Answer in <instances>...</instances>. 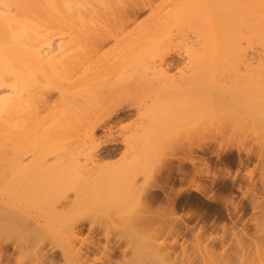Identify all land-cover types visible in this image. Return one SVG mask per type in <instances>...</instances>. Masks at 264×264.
Segmentation results:
<instances>
[{"label": "bare ground", "instance_id": "bare-ground-1", "mask_svg": "<svg viewBox=\"0 0 264 264\" xmlns=\"http://www.w3.org/2000/svg\"><path fill=\"white\" fill-rule=\"evenodd\" d=\"M152 1L153 0H0V230H2V231H0V235L4 236V240H5V237H8V234H13L12 232H15L14 233L15 236H17V237L14 236L15 237L14 238L15 241H16V239H18V240H22V242H24L25 239H27V238L31 239L30 241H32V242H30L29 239H27V240L29 241V244L32 243V245L31 244L30 245L33 248H29L28 247V245H29V244L27 245L28 242L27 243L26 242L20 243L21 241H16L19 244H24L26 247H23V245L19 246L18 243H15V241H14V243L12 242L13 244H16V245H13V247L14 246L17 247V248H15V250H18V246H19V252H21V255L23 253L22 251L25 250V251H27L28 254L26 252L23 253V254H25L28 257L30 256L29 258L26 257L25 255H24L25 257H22L23 258L22 261L24 260L23 264H27V262H28V264H53L54 260H52V258L49 257V256L45 257L47 254L46 255L44 254L45 253V252H43L44 248H42L43 250L41 249V247H43V244L45 243V242L42 243V240L44 239V237H42V236L45 235V237L47 238L50 235H52L51 231H53V228L51 229V228H46V227H43V226L41 227L40 226L39 229H36L34 224H33V226H29L28 225V221L29 220H27V219H29L28 215L27 216L25 215V212L27 211L26 210L27 206L25 207V206H23L21 204L26 205V204H28L27 203L28 201H33V204L36 203V201H38V200L40 202L41 198H43L44 196L42 195L41 197H39L40 195L39 196L36 195L37 193L35 195H33L34 190L36 191V190H39V189L41 190L42 189L43 192H44L43 193L44 195L47 192L46 194H49V197L53 196L51 194L56 190L55 189L57 187L56 185L58 183H60L59 180H61V181L63 180L64 181V177L66 176V173L68 172V170L71 173V170L70 169H66L65 165L66 166L69 165L70 167H67V168H72V171L74 170L75 174H74V172L71 173V174H72L73 177H76V176H74V175H76V171H77V173L80 172L79 168H81V166L83 164L82 163L81 166H80V162L78 161V158H79L80 154H83L85 157L86 156L88 157V155H90L91 152H95L99 148V145H100L101 142L102 143L110 142V143L114 144L115 141H116V139L114 137H112L111 134H109V136L107 138H103L102 140L100 139L99 136H96V131L99 129L101 124L105 123V121L116 120L117 118L118 119L126 118L129 115V113H128L129 109L132 108L133 106L136 107L137 106L136 103H140L141 98L139 99L138 97L133 96L132 92H131V95H132L131 97L128 95L130 90H132L133 93H134V91H135L134 89H136V87H137V86L133 87L132 83L130 85L131 88L127 87L129 85V83H128L129 81L127 82L128 84L124 83V84L120 85L121 87H123V86L126 87V88L123 87L125 89H121L123 92H121V91L119 92L118 91V93H116V91H117L116 89L118 87L116 89H114L115 87L114 88L111 87L112 85L114 86V84H115V81H113L114 80L113 78H115L116 75L121 76L120 73H121L122 69H125V71L129 70V71L125 72V74L123 76L124 78L126 76L130 75L132 69L140 70L142 72V74H141L140 71L137 70L138 73H140V75H144V77L143 76L142 77L139 76V77H141L140 79H142V78L146 79L147 78L149 80V81L147 80L146 84L145 83L142 84L146 80H144L143 82L140 80V82H141L140 85L141 84L143 85V86L141 85L142 89H145L144 87L148 83L155 84V83H153V81L159 80L158 77L156 76V78H155L154 75L159 74L161 77H162V75L167 77L165 75L166 72H167V71H165L166 70L165 68H167V66L169 65V62L167 61V57L170 54V49L172 48L170 46V44L172 45L171 42H173V43L175 42V41H172V39H173V37H175V40H178V41L175 42V45L177 44V42L180 44V42H182V41H183L182 44L187 43V42H185L187 40V38H186V40H182V38L184 39V37H185L184 32H186L187 30L190 31V30H194L195 29V31H192V32H193V34H194V32H195V34H197V35H195V36H197V41H195V42L198 43V46H197L196 49H194V47H193L194 50L191 49L192 46H194L193 42H192V45H191V43L189 44V46L186 45L188 47L189 51L185 50V51H187V57H185V58H188V59L191 58V60L194 58V60H198L197 62H192L190 64H196V63L202 64V63H204V60H212L211 62H213V60H214V61H218V63H220V62L222 63V61H224L223 63H226V61H228V60L232 61L233 59H235L236 61H240L239 58H241V59L243 58L242 60H244L245 59L244 58L245 55H247V51L246 52L244 51L246 54L243 53L242 48L244 46L242 48L240 47L241 46L240 44L243 43V41L241 40V42L239 44V41H240L239 38L243 39L244 37L249 35V38L246 37V39H245V41L247 43H249V44H252V43L254 44V42L257 43L258 42L257 40H260L261 38H262V40L264 39V0H160V1H158V3H157V0L153 1V3H152ZM154 2H156V4H154ZM141 3H142L143 6L145 4L146 5L149 4L148 6L150 7L149 8L150 10H148L150 12V14L148 15L149 17H148V21L147 22L145 21V23H143L144 21H142V22L138 21V23H140V24H136V26L134 24V28L131 27L132 29L130 28L131 25L129 26V28H130L129 29V28L125 27L126 26L125 24H123V26H122V22H121V24H119L120 21H121V19L119 17L123 16V14L118 15L119 13H121L122 11L123 12L124 11H129L131 9L133 10V8L135 9L136 6H137L136 4L140 5ZM124 4L125 5L128 4L129 8H128V6L126 7ZM132 5H134V7H132ZM119 19H120V21H116V20H119ZM106 20H108L109 23H107L108 21L105 23L104 21H106ZM110 22L113 23V24L117 22V24H119L121 26L118 25L117 27H115L117 29L114 30V28H111V26L114 27L116 25H111L110 26L109 25ZM107 24L109 25V28H111L110 30H109ZM104 26H107V29L109 31H111L110 32L111 34L109 33V31L108 32L106 31V33H109V34H106V33L103 34V31L101 32V30H98L100 28H104ZM186 26H190V27H194V28L189 29L190 27L188 28ZM173 27H174V30H175V28H176V30H178V28L180 30L182 29L181 32H178V31H180V30H178L177 33H180L179 35L183 36V37H181V38H180V36L178 37V34H177V39H176V35L172 37V32L173 31L171 30L172 31L171 32L170 28L172 29ZM183 28H184V32L182 33ZM185 28H188V29H185ZM112 29H113V31H112ZM127 29H129V30H127ZM95 30H98V33L100 31L101 33L100 34H98L96 32L93 33V31H95ZM66 31L68 33H66ZM75 31H78V33L79 32L80 33L79 34L78 33L75 34ZM170 32H171V34H170ZM175 32L173 34H176ZM244 32H246V33H244ZM62 33L63 34L65 33V35H64L65 37H63ZM66 34L68 35V38L66 37L67 36ZM101 34H103V35L101 36ZM242 34L243 35L247 34V35L246 36L244 35L243 38H241ZM88 35H90V37H88ZM252 35L254 36V38L256 37L255 35H257V37H259V39L255 38V40L256 39L257 40L253 41L254 39L251 38V37H253ZM91 36H94V37H91ZM109 36H112L114 38L113 39V40H115L114 41V46L112 47V49H108L105 52H103V53L101 52L100 53V51H101V49L99 48L101 46L100 42L101 43L104 42L103 40H105ZM55 38H57L58 41L55 40ZM89 38H91L92 40H90ZM250 38H251V40H250ZM179 39H181L182 41H180ZM189 39H190V37H189ZM247 39H249L250 42H248ZM194 40H196V37H195ZM246 42H245V44H246ZM263 42H264V40L262 42L260 41V44H264ZM258 44H259V42H258ZM254 45L256 46L257 44H254ZM186 46H185V48H187ZM247 47H249V46H247ZM98 49H100V50H98ZM182 49H183V47H182ZM260 49H262V48H260ZM262 51H264V50H262ZM258 55L259 54H257V56ZM253 56H255V55H253ZM249 57L250 56L248 55V58ZM230 61H228V65H230L229 64ZM247 62H249V61H247ZM259 62L261 63L260 60H259ZM232 63H233V61H232ZM242 63H243V61H242ZM68 64H70V65H68ZM215 64H216V62H215ZM237 64H239V63H237ZM251 64L253 65V62ZM261 64H259V66ZM228 65H227V67H228ZM163 66H165V68H163ZM189 66L191 67V65H189ZM218 66H220V65H218ZM95 67H96V69L94 70ZM214 67H216V69H218L217 68V64ZM249 67L250 66H248V69H249ZM256 67H258V66L256 65ZM263 67L264 66H262L261 68H263ZM258 68H260V67H258ZM69 69H71V70L69 71ZM73 69L76 72H78V73L73 71ZM186 69H187V67H186ZM193 69H195V66H194ZM221 69H222V67H221ZM66 70L68 72H70V74L73 73L72 76L74 75V77H72L73 79H70V77H68V79H70V82L68 80H66V81H68L70 83V86L72 87V89L73 88L74 89L70 91L71 87L68 84V86H66V87L69 89V91H70L69 92L68 89L66 87H64L68 82L66 83V81L65 82L62 81V83L63 82L66 83L63 86V84H61V81H60V84L63 87H61L62 89H60V90L58 89V92L60 91L59 94L62 95V96L60 95V99L62 98L61 100L64 102V104H63L62 101L61 102H62V104L64 106L62 105L63 107L61 108L62 112L60 113V116H59V113L57 112L58 114L55 117H57V116L58 117L55 119L54 116H53L54 119L52 118L53 119V123L55 122V120L56 121H57V119L59 120L57 122V124H55L54 127L57 126L59 128L58 123L59 124L62 123V125L60 124V128L59 129L57 127H56V129H54L49 124V125H47V127L48 128L51 127L52 129L50 128L51 130L49 129L50 131L47 130V132L43 131L44 129L42 130L41 124L37 123L38 121H40L39 119H42L41 118L42 116L40 114L39 115L41 117L38 116L39 119L37 117V115H38V113H37L38 112V106H39V103L41 101L45 100V95H46V92H43V90H42L43 86H42L41 82L44 80V76H46L47 74L50 75V76L54 75L53 77L56 76L55 78H57L58 80L61 79V78H63V80H65L67 78V76H70L69 73H68L69 75L67 74ZM223 70L225 71V69H223ZM250 70H251V67H250ZM93 72H95V74H93ZM128 72H129V74H127ZM114 73H115V76H113ZM149 73L151 74V76L153 75V77H154V78L152 77V81L150 80L151 77L149 76L150 75ZM59 74L61 75V77H60ZM77 74H79V75H77ZM102 74H104V75H102ZM145 74L148 75L149 77H147ZM48 75L46 76L47 78H48ZM105 75H107V76L109 75L110 79L108 80V77H106ZM58 76H59V78H58ZM98 76H101V79H102V77H104L105 79L107 78L106 80L109 81V82L107 81L108 84L111 83V80L113 79L112 81L114 82V84H111V86L109 84V86H108V84L106 83V80L103 78L105 83L107 84V87L108 88L109 87L112 88L111 89L112 91L109 89L110 92L112 94L114 93L113 95H115V93H116L115 96L112 95L113 99H116V100L112 101L113 100L112 99L110 102L106 103L103 107H102V104L99 105L100 104L99 103V99H98L99 93H98V90H97L98 88H96V86H99V85H96V82L98 84V82L102 81V80H99L98 78L97 79L95 78V77H98ZM123 77H118L119 79H117V78L116 79L118 80V82H120V81H122V79H124ZM203 77H204V78H202L203 81L206 80L205 79V75ZM247 77H248V75H247ZM47 78L45 79L46 83H47ZM222 78L224 79V77H222ZM48 79L50 81L52 80L50 78H48ZM172 79H173V77H172ZM193 79L196 80L195 76H194ZM198 79H199V77H198ZM198 79H197V81H198ZM177 80H178V78H177ZM124 81L126 82L127 80H124ZM166 81H168V80L166 79ZM242 81H240V82H242ZM174 82L176 83V81H174ZM243 82H245V81H243ZM48 83H49V81H48ZM194 83H196V81ZM236 83H237V81H236ZM60 84H59V86H57L58 88L60 87ZM200 84L201 83H199V85ZM202 84L199 87V89L196 88L197 91L194 88V90L196 92V95H195L194 98L197 99V100H195L192 97L195 94V93H193V95H192V92H194V90L192 88L195 87V86H193L191 88V85H189L190 87L189 86L188 87L191 88V90L189 88H186L187 90L185 89L184 91H185V94H186V91H188V89H189L188 92H190L191 95H189L190 93H187L186 94L187 97L186 96L185 97L187 98V101L191 100V102L190 101L187 102L186 98L183 96L184 97L183 100H185L186 102L181 101L180 103H178L179 101H177V103L175 102V104L171 102L174 105L171 104L170 106H168V104H167V106L169 108H167V106L164 105V104H166V102L162 103V101H158V102L155 103L154 109H155L156 106H158V104L160 102L159 105L162 106V104H163V106H165V107H163V106L162 107L159 106V107L163 108V109L166 108L168 110H163V109L161 110L158 107L161 112H158L159 110H157V109H156L157 112H155L154 109L152 111V108H153L152 107L150 112L155 114L154 116L153 115L151 116V118L154 117V118L151 119L153 121V124L151 125L152 122L151 123L149 122V124H150L149 126L147 125V126L143 127V130H142V128H140L142 130V134L141 135L143 136V139H144L143 140L144 144H142V145H144L142 149H145L144 151H142V152H144L143 156L146 155V153H145L146 148L145 147L148 146L147 149H149V147L152 145L151 143H153V140H155L157 138V136H155V134L156 135L160 134V135H158L157 139H159L160 136H166L164 133H166L165 131L168 128L169 129L171 128V133L167 131V133H170V135L168 134V139H169V136L171 137V134H172V137H171V142L169 144L171 147H169V145H168L167 148L168 147L171 148L172 149V153H173V151L175 153L177 150H179L181 148H187V149H190V151H191V148L195 147V146L199 147V148H201V146L204 147L203 146L204 144H202L204 140H205V142L207 140H210V141L211 140H215V137H214V139L212 138L215 135L211 136V134H213V132H209L210 130H213L214 133H215V129H216V127L212 126V125H215L214 123L212 124V122H216V121L212 120V119H216L217 120V119L220 118L218 120V122H216V123H218V124H216V126L218 125L217 129L219 128V124H220V129L222 127H224L222 129H228L230 127H231L230 129L235 128L237 123L238 122L240 123L239 120L241 119V115L243 116L241 120L244 119V121L243 122L241 121V123H246V122H249V121H252V123L254 122L253 121L254 115L251 112L252 110L250 111L248 108H244L243 109V111H245L246 115H243L245 113L242 114V112H241L240 113L241 115H239V117H238V119L239 118L240 119L237 122V120H236L237 117L236 118L234 117L238 113L237 109H234V110L231 109L230 107L232 105L231 106L229 105L230 101H228V100L226 101V99H228V98H226L222 94V92L227 94V92L224 91V90L228 91V89L226 87L224 88V90L222 89L223 91L221 92V94L223 95V99H220L222 96L220 97V95H219L220 98L214 99L215 102L217 100V104L219 103V105L217 107H216V105H214V106L216 108H218L220 106V109H218V110L221 111V114L223 113L222 110L224 109V107H225V111L231 110V111H233L234 114L232 113L233 114L232 115L231 111H230V113L228 114L229 116H228L227 113L229 111L226 112V113L224 111V113H223L224 116H223V114L219 115L220 112H218V115H217V113L214 110L215 109L214 107H213L214 109L212 108L213 111H212V109H210V106L212 107L213 104H215L214 101L212 103V100H213L212 98L214 97V96H212V94H213L214 90H212L213 92L211 91V88L209 90H202L203 86L205 88V85L203 84V86H202ZM219 84H220V82H219ZM228 84H229V82H228ZM238 84H239V82H238ZM46 85L48 87V84H46ZM50 85H52V84H50ZM53 85H54V83H53ZM140 85H138L139 88L141 87ZM149 85L147 87H149ZM152 86L150 88H148V89H152L153 88ZM170 86H173V85L170 84ZM242 86H243V84H242ZM242 86H241V88H242ZM261 86H263V85H261ZM132 87H133V89H132ZM174 87L176 88V86H174ZM177 87H178V85H177ZM238 87H240V86H238ZM113 89L116 90V91L113 92L114 91ZM65 90H67L69 93L65 92ZM118 90H119V88H118ZM152 90H150V91H152ZM176 90H177V88H176ZM230 90H231V88H230ZM249 90L252 91L251 89H249ZM49 91H48V93H49ZM93 91L98 96H95L93 98V96L95 95L94 94L91 97L90 94H93ZM199 91H203V92H199ZM220 91H221V89H220ZM234 91H235V89H234ZM143 92H145V91H143ZM121 93H123V95ZM148 93H146V94H148ZM199 93H201V94L198 95ZM261 93H262V91H261ZM118 94L119 95L121 94V96H118L119 98L116 97ZM135 94L137 96H139L136 92L134 93V95ZM219 94H220V92H219ZM228 94H229V92H228ZM159 95H161V94H159ZM213 95H215V94H213ZM230 95H232V93L229 94L228 96H230ZM88 96L91 99L88 98ZM128 96L131 98V100H133L132 99L133 97H134V99L136 98L135 102L133 103L134 100L132 102H131L130 99H129L130 101L127 100ZM155 96H157V95H155ZM189 96L192 97L194 100L192 101V99L188 98ZM196 96L198 98L200 96L201 97H200V99H198ZM206 96H208V97H206ZM215 96H217V95H215ZM233 97H234V95H233ZM95 98L98 99L97 100L98 103H97L96 100H94L95 101V103H94L93 99H95ZM99 98H100V96H99ZM137 98L139 99V101H137ZM148 98H150V97H148ZM259 98H261V97H259ZM180 99H182V98H180ZM249 99H250V97H249ZM125 100H127V101H125ZM199 100H201V104H200ZM233 100L231 101V104L233 103ZM262 100H260V101H262ZM194 101L196 102V104L195 103L193 104ZM142 102H144V101H142ZM90 103L93 106L89 105L90 107L89 106L87 107L86 104H90ZM185 103H189V104H187L189 106H186L183 109V107L186 105ZM197 103H199V104H197ZM207 103H209L211 105H209ZM235 103H236V101H235ZM248 103H249V101H248ZM251 103H253V102H251ZM182 104H184V105H182ZM191 104H193V105H191ZM205 104H206V106L209 105L208 106L209 108L207 107L208 109L207 108L205 109ZM60 105H61V103L59 104V106ZM67 105H69V109H68ZM197 105H199V106H197ZM223 105H226V106H223ZM83 106H84V109H83ZM178 106L179 107L181 106L182 109L179 108ZM241 106H244V105L241 104ZM64 107L67 109V112H66V109ZM96 107H98L99 109L96 108ZM226 107H229V109H226ZM255 107L258 108L257 105ZM172 108L173 109L176 108V110L173 111ZM257 108H255V109H257ZM260 108H261V106H260ZM56 109H58V108H56ZM170 109H171V113L167 112V111H170ZM179 109L182 110V111L185 110V111L182 112L183 114L181 113V111ZM99 110L101 112H99ZM145 110H147V109H145ZM218 110L216 109V111H218ZM64 111L68 115L65 113V115L62 116L61 114H64ZM95 111H96V115L98 116L97 117L98 121L96 120L97 122H95L93 120L94 124H93V122H91V124H93V125H89L88 130H86V131L83 130V132L81 131V133L77 132V133H79L81 135L83 133V135L80 137V135L78 134L79 137L78 136L77 137L79 138V141H77L78 139L73 140V141L71 139V141L74 142V143L79 142L78 144L76 143L77 145L75 147L72 146L73 144H70V141H68V139H70V136H69L70 134H69L68 127L69 128L71 126L73 127L74 124L75 125L76 124L80 125L81 121L85 125L86 123L84 121V118H87L88 122H89V118H90V121H91L92 119H91L90 116ZM210 111L212 113H210ZM52 112L53 111H51V113ZM98 112L100 113L99 115L97 114ZM165 112H167L166 113V115H168L167 117L165 115ZM81 113H83V115L86 113L88 116L85 115L84 117L83 116L81 117V115H82ZM169 113L171 114V116H170ZM69 114H70V116H69ZM78 114H81V115H78ZM212 114H214V118L212 116V119H211V115ZM215 114H216V116H215ZM225 114L227 115L226 117H225ZM75 115H77V116H75ZM96 115L95 114L92 115V116H94L93 117L94 119H97ZM72 116L73 117L75 116L76 118L75 117L74 118L76 120ZM99 116H101V118ZM218 116H221V117H218ZM263 116H261V118ZM71 117L73 118L72 119L73 121H71V119H70ZM78 117H80V118L78 119ZM149 117H150V115H149ZM224 117H225V119H224ZM61 118H63V119L61 120ZM222 118L224 120H222ZM250 118H252V120ZM261 118L259 117V119H261ZM210 120L212 122H210ZM245 120H247V121L245 122ZM61 121H64V122H61ZM74 121H75V123H74ZM221 121H224V123L225 122H227V123L224 124ZM234 121L237 122V123H233ZM69 122L71 123V125H66L68 127H66V126L64 127L63 124H67ZM72 122H73V125H72ZM145 122H147V120ZM219 122H221V123H219ZM228 122L231 123L229 125H233L234 124V126H230L229 127ZM256 122H259V121L256 120ZM241 123L238 124L236 127H238L239 125L241 126ZM263 123L264 122H262V125H264ZM221 124H223V125H221ZM255 124H257V123H255ZM52 125H54V124H52ZM102 125H105V124H102ZM144 125H146V124H144ZM61 126H63L64 128L61 127ZM81 126H83V125H81ZM210 126H212L214 128L212 129V127H210ZM227 126H228V128H227ZM38 127H40V128H38ZM174 127H177V130H175L176 128H174ZM48 128H46V129H48ZM108 128L110 130V127H108ZM209 128H211V129H209ZM33 129L34 130L37 129V132L40 131V134H42V136H40L39 132L38 133H33L32 132V131H34ZM235 129L237 130V128H235ZM260 129H261V127H260ZM72 130H73V128H72ZM141 130H138V131H141ZM262 130H263V127H262ZM62 131H65V132H63V134L65 133L64 138L67 137V135L69 136V138H67V139L66 138L65 139L61 138V136L63 137V135L61 133ZM218 131H219V129H218ZM246 131H248V130H246ZM250 131H251V129H250ZM253 131H254V129H253ZM67 132H68V134H67ZM216 132H217V130H216ZM228 132H229V130H228ZM241 132H240V134H241ZM43 133H44V135H46V139L49 138L48 136H50V140H49L50 142H46V144H47L46 147L43 146V145H45V144H43L44 143L43 141H45L44 140L45 138L43 140L40 139L41 137H44ZM48 133L50 135H48ZM72 133L73 132H71V135H73ZM137 133H139V132H137ZM153 133H154V135L151 136V134H153ZM34 134H37V135H34ZM245 134H246V132H245ZM136 135H138V134H136ZM255 135H257V134H255ZM153 136H155V137H153ZM208 136H210L211 138L207 139ZM58 137H59V139H58ZM133 137H132V139H133ZM140 137H139V139H140ZM80 138H82V140H80ZM55 140L56 141L58 140L57 141L58 142L57 143L58 146H57ZM61 141L63 143L62 144L63 146L65 144H67V146L63 147L61 145V143H60ZM66 141H68V142L64 144V142H66ZM135 141L136 140H134V142ZM163 141H165V140H163ZM169 141L170 140H168L167 142H169ZM219 141H221V140H219ZM129 143L131 144L133 142L131 141ZM164 143H166V141ZM223 143H224V141L222 142V144ZM157 144H158V141H157ZM48 145H49L50 148L48 147ZM68 145H70L71 147L68 146ZM130 146H132V145H130ZM153 146H152V148H154ZM160 146L162 147V144ZM230 147H231V145H230ZM238 147H239V145H238ZM127 148L128 147H126V149ZM136 148H138V147H136ZM44 149L45 150L48 149V151H50V153L51 152L53 154L55 153L54 155L51 154L53 156V160H51V161L49 160L51 163L49 161H48V163H46L47 162L46 160L45 161L41 160L42 159L41 157L44 158L46 156V155L43 156L44 152H46V151H43ZM131 149H133L132 152H134V153H132V154H134V155L130 159L133 160V158L136 155V153L139 154V152L141 153V151L138 152V150H137V152L135 153L136 149H134V148H131ZM41 150L43 152H41ZM158 150H160V149H158ZM30 151H31V153H30ZM27 152L30 153L31 155H29ZM150 152H152V150H150ZM32 153H33V155H32ZM107 153L108 154H112V153H114V150H112V149L108 150ZM26 154L31 156V157H34V160H36V161H34V160L32 161L31 159H33V158H30V159L28 158L29 159L28 163H25L28 160L27 158H26L27 159L26 161L24 160V157H27V156H25ZM40 154H41V156L39 157ZM46 154H49V153L46 152ZM120 154L123 155L122 153H120ZM150 154H152V153H150ZM159 154H158V156H159ZM176 154H178V152ZM95 155H97V154H95ZM147 155L145 156L146 159L149 158V157H147ZM155 155H154V158L156 157ZM141 156H142V154H141ZM141 156L137 157V158H141ZM35 157H36V159H35ZM172 157H174V156H172ZM88 158H90V157H88ZM122 158L124 159V157H122ZM142 158L144 159V157H142ZM179 158H181V157H179ZM179 158H177V159H179ZM48 159H50V158H48ZM87 159L85 158V160H87ZM119 159H120V157H119ZM23 160H24V162H23ZM54 161L55 162H59V165H62V168H63L62 171L63 172L66 171V170H67V172L66 173L65 172L64 173L61 172V168L59 169V167H61V166H59L58 163L56 164ZM124 161H122L120 159L118 161V163L116 162L117 164H113L112 165L111 162H110L111 166H110V164L109 165L107 164L108 165L107 167L105 165H103L101 167L99 166V168H101V170H102V173L100 172V174H98L99 176H97V177H96V175L93 177L90 174L92 172V168H93L92 166L88 170H87V168H83L84 170L85 169L86 170L83 171L84 173L80 172V176L82 178H79V182H81L83 184V187H82L83 190H80V191H83V192L85 191L84 194L82 192L80 193L79 191L76 192L77 194L75 193V189L76 188H74V186L76 187L77 182L71 181V180H76L77 177L75 179H73V177L68 172L70 176H68V177L66 176L65 177V179L66 178L67 179H66V181H64V183H62L63 187H65V186L67 187V185H71V189L74 188L73 189V191H74L73 193H75V195H77L78 197L74 196V197L77 198V200H75L74 197H73V199H71L69 201L67 200V203L63 202V203H65L64 207H67L68 210H71L72 208H73L72 210L77 209L78 206H79V208H82V206L85 203L88 204V200H86L87 198L85 199L86 201L84 200V197L85 196L87 197L86 193H91V194L95 195L97 197V200H99V198H102V200H106V199H103L104 196H106V198L108 197V199L111 200V197H110L111 193L113 194V196H116V195L113 192L114 189L112 191L108 187V186H111L112 183L109 184L107 182V180L104 179L103 175H105L106 172H103V171L104 170L107 171V175H108V177L110 179L118 177V179L120 180L119 177L120 176L122 177V175L124 176V174H126L125 173L126 171H124V169H126L128 166H130L129 164H133V162L131 163L129 161V163H128L127 161H125V162ZM137 161H140V160L137 159ZM177 161H180V160H177ZM32 162H33V164H32ZM41 162L43 164L42 166H41ZM141 162H143V161H140V163ZM152 162L153 161H151L150 163H152ZM159 162H161V160ZM239 162H240V160H239ZM143 163L146 164L145 161ZM49 164H50V166H49ZM147 165H145V166H147ZM54 166H55V168L59 166L58 169L56 168V170H58V171L55 170ZM133 166H134V164H133ZM96 167H98V166H96ZM157 168H159V166ZM83 169L81 168V170H83ZM94 169L97 170V168H93V172H94ZM143 169H144V166H143ZM146 169H148V168H145V171H146ZM98 170H100V169H98ZM89 171H91V172L89 173ZM128 171H129V169H128ZM135 171H136V169H135ZM59 172L63 173V175H64L63 178H62V174H61V177H60V175H59L60 173ZM141 172H142V170H141ZM89 175L92 176L91 177L92 181L91 180L89 181V179H88L90 177ZM107 175H105V176L107 177ZM128 175H129V173H128ZM132 176L134 177V175H132ZM69 177H71V178H69ZM129 177L127 176L125 178L129 179ZM111 181L113 182V180H111ZM115 182H117L116 179H115ZM114 185H116V184H114ZM72 186H73V188H72ZM123 186H125V185H123ZM131 186H132V183H131L130 187ZM60 187H62V186H60ZM130 187L128 186L127 189L128 188L130 189ZM252 187H254V186H252ZM69 188L70 187H68V189ZM77 188H78V186H77ZM117 188H118V186H117ZM58 190H60V188ZM58 190H56L55 192H57ZM77 190L78 189H76V191ZM50 191H51V193H50ZM62 192L64 193V191H62ZM66 192H68V191H66ZM131 192H133V190ZM78 193L81 194L82 198L79 197L80 194L78 195ZM97 194H99V195L97 196ZM100 194H102L103 197H102V195L100 197ZM55 195L53 196L54 199L53 198H51V199L49 198L50 202H53L52 204H49V202H47L46 207H44L45 206L44 203H46V202H43L42 205L40 204L41 208H43V207L46 208L45 209V211H46L45 214H49L48 213L49 209L52 212L54 211L53 215L55 214V212L57 213L61 209L63 210L64 207L61 208L60 210L57 209L58 208L56 206L57 202L55 201L56 203H54V200L57 199V201H59V202H60V200L58 199V196H56L57 198H55ZM36 197H37L38 200H36ZM46 197L48 198V195L47 196L45 195V199L47 200ZM123 197L124 196H122L121 199H123ZM61 198H62V196H61ZM63 198H64V196H63ZM133 198H135V197H133ZM52 199H53V201H51ZM65 199H67V198L65 197ZM78 199H80V200L78 201ZM43 200H44V198H43ZM81 200H84V202H85L83 205H82V203H80ZM252 200L254 201V199H252ZM100 201H101V199H100ZM114 201H116V200H114ZM77 202H79L80 205H82V206H80L79 203H77ZM48 204L50 206L51 205L54 206L53 204H55L56 207L55 206L54 207L56 209H54V207H52V206H51V208H49L50 206H48ZM77 204H78V206H77ZM127 204H125L124 209L126 208ZM251 204H253V203H251ZM37 206H39V205L37 204ZM76 206H77V208H75ZM35 207H36V205H35ZM102 207H103V205H102ZM112 207L114 208L113 205H112ZM82 209H84V208H82ZM98 209H99V207H98ZM62 210H61V212H62ZM113 211H114V209H113ZM31 212H33V211H31ZM111 212H112V210H111ZM78 215H80V214H78ZM106 215H108V214H106ZM110 217H111V215H110ZM116 218H117V216H116ZM79 220H81V219H78L77 221L73 222L72 225H70V227L72 229L70 227H69V229L66 228L67 230L72 231L71 234L69 233L70 236H66L67 239L69 237H72L73 239L77 240V237L74 238V236L76 235L74 233H76L77 232L76 230L80 229V227L83 226V223H81V221L79 222ZM82 220H83V218H82ZM66 221H68V220H65V222ZM62 222H63V219L61 221V224H62ZM134 222H136V221H134ZM125 223H121L120 222V224H119L117 222V224L122 226V227L117 226V227H119L118 233H119V236L121 238L120 239L121 241L118 240L119 244L116 245V249L119 250L118 252H120V258H118V259H115L113 257L111 252L115 248H113V246H110L108 244L109 241L101 243L98 240L97 241L96 240H92V241H90L88 246L84 247L83 243H82L83 246L82 245H78V244H81V243H79V242H81V240L79 238L78 239L80 241L77 240V241H79L78 243H76V242L74 243V240L71 239V238L69 240H67L65 236L63 237V238H65L64 239L65 241H63L61 239L62 237H60V238L57 237L58 235H56L57 238L52 239V240H53V243H57V242L59 243L58 244V251H60V253L63 255L64 259L67 261V263L69 262V264H84L83 263L84 260H83V262L79 261V260H82L81 258L85 257V259H86V258H88L90 256V254H92L94 256L98 252H99V254L101 256L98 257L99 254H97V257L96 256H94V258L91 257V262H89L88 264H97V262L98 263L100 262V263H103V264H231V262H232V258H231L230 255L225 256V258H222V260H220V261H216L217 257L215 259L214 256H215L217 251L214 253V251H212L211 249H207V247L206 248L204 247L205 249L203 248L204 252H201V250H199V249H198V251H196V252H198V255L196 256L197 258L195 259L194 263L192 261L193 259L190 260L191 257H190V259L177 258V256L170 255L169 251L164 252L165 248H163L161 246V244H159V243H157L155 241H153V242L151 241V244H149L150 240L149 241L146 240L145 242L142 243L141 241H143L145 239L142 238L143 240L142 239L140 240L139 234L136 235V233H137L136 231H137L138 228L135 227V229H134L135 231H134L133 230L134 227L131 225V222L129 223V225L125 224ZM117 224H115V225H117ZM135 225H137V224H135ZM110 226H111V224H110ZM67 227H68V225H67ZM185 227H186V225H185ZM4 230L6 231V233L7 232H9V233L6 235ZM9 230L11 231V233H10ZM55 230H54V232L58 233V231H55ZM3 232L5 233L6 236L4 235ZM131 232H133V234H131ZM130 234H131L132 237L130 236ZM47 235H49V236H47ZM54 235L55 234L52 235L53 238H54ZM197 236H198V233H197ZM135 237L138 240L135 239ZM199 237H201V236H199ZM32 238H33V240H32ZM49 238H51V236ZM196 238H198V237H196ZM8 239H10V238H8ZM60 239L62 241L59 242ZM198 239H200V238H198ZM1 241H3V240H1ZM8 241H10V240H8ZM46 241H49V244L53 245L51 240H46ZM139 242L142 245H140ZM115 244H117V243H115ZM198 244H199V240H198ZM143 245H144V247H145V245H146V247L150 246V248H145V250H147V251H145V250H143L144 249ZM21 246L24 249L21 248ZM53 246H52V248H53ZM26 248H28V249H26ZM50 248H51V246H50ZM139 249H140V251H139ZM28 250H29V252H28ZM18 254H20V253H18ZM82 254H84V256H82ZM187 254L188 253H186V255ZM41 256H42V258H41ZM27 258H28V260H27ZM13 259H15V258H13ZM18 261L20 262V264L22 263V261H20V260H18ZM87 261H85V262H87ZM15 262H16V260H15ZM19 262H17V263H19ZM5 263L6 262H4L3 260H0V264H5ZM13 263H14V261H13ZM54 263L56 264V262H54Z\"/></svg>", "mask_w": 264, "mask_h": 264}, {"label": "rangeland", "instance_id": "rangeland-1", "mask_svg": "<svg viewBox=\"0 0 264 264\" xmlns=\"http://www.w3.org/2000/svg\"><path fill=\"white\" fill-rule=\"evenodd\" d=\"M153 1H156V0H153ZM153 1H152V3H153ZM158 1H160V0H157V3H158ZM131 3V2H130ZM126 4V3H125ZM124 4V5H125ZM154 4H156V2H154ZM137 5V6H136ZM135 6H136V8L134 9L133 8V10L131 9V10H129V11H122L121 13H119L118 15H120V14H123V16H121V17H119L120 19H121V21H120V19L119 20H116V21H120V23L119 24H121V22H122V26H123V24H125L124 26L126 27V28H129V26H130V28L131 27H133L134 28V24H135V26H136V24H140V23H138V21L140 22H142V21H144L143 23H145V21L147 22L148 21V15L150 14V12L148 11V10H150L149 8V4L148 5H142V3L140 4V5H138V4H136ZM142 5V6H141ZM126 7L128 6V4L127 5H125ZM132 7H134V5H132ZM142 7V8H141ZM128 8H129V6H128ZM127 13V14H126ZM129 14V15H128ZM117 15V14H116ZM133 15V16H132ZM147 15V16H146ZM118 18V17H117ZM127 19V20H126ZM108 20H106V21H104L105 23L107 22ZM125 21V22H124ZM129 21V22H128ZM135 21V22H134ZM131 22V23H130ZM107 23H109V21L107 22ZM119 24H117V22L116 23H111L110 22V26L111 25H116V26H111V28H114V30L115 29H117V28H115V27H117ZM133 24V25H132ZM108 25V24H107ZM109 25H108V28H109ZM119 26H121V25H119ZM186 27H190V26H186ZM111 28H109V30L111 29ZM119 28V27H118ZM124 28V27H123ZM129 28V29H130ZM188 28H185V29H188ZM192 28H194V27H190L189 29H192ZM98 29V28H97ZM129 29H127V30H129ZM132 29V28H131ZM98 30H101V32L103 31V34L104 33H106V31L108 32L109 30L107 29V26H104V28H100V29H98ZM98 30H95V31H93V33L94 32H96V33H98ZM126 30V29H125ZM173 32H172V31ZM178 30H180L179 28H178ZM178 30H176V28H175V30H174V27L171 29L170 28V31L172 32V37L173 36H175L176 35V39H177V34H178V37L180 36L179 34L180 33H177V31ZM182 30V29H181ZM181 30L180 31H178V32H181ZM105 31V32H104ZM112 31H113V29H112ZM176 31V32H175ZM192 31H195V29L194 30H190V31H186V32H184V28H183V31H182V33L184 32V35H185V37H184V39L182 38V40H186V38H187V40L185 41V42H187V43H184V44H182L183 43V41L181 40V39H179L180 41H182V42H180V44L177 42V44L175 45V42L176 41H178V40H175V37H173V39H172V41H175L174 43L173 42H171L172 43V45L170 44V46L172 47L171 49H170V54L168 55V57H167V61L169 62V65L167 66V68H165V66H163V68H165L166 70L165 71H167L166 72V76L167 77H165V76H163L162 75V77L159 75V74H157V75H154L155 76V78H156V76L158 77V79L159 80H155V81H153V83H155V84H150V83H148L144 88L145 89H142V84H146L147 83V78L146 79H140L142 76L144 77V75H140V73H138V71H140V70H138V69H136V70H134V69H132L131 70V73H130V75L129 76H126L125 78L123 77L124 76V74H125V72L126 71H129V70H126L125 71V69H122L121 70V76H118V75H116V77L115 78H113L112 80L113 81H115V84H114V82L111 80V83H109L110 84V86H111V84H114V86L112 85L111 87H115L114 89H116L117 87L119 88V90H118V88L116 89V90H114L113 92H115L116 91V93H118V91L120 92H123L121 89H125L126 87L125 86H123V87H125V88H123V87H121L120 85L121 84H124V83H127L128 81V83H129V85L127 86V87H130L131 88V83L133 84L132 86L133 87H136V89H134L135 91H134V93L136 92L139 96H137L136 94L134 95V93H133V91L132 90H130L129 91V93H128V95L131 97L132 95L133 96H135V97H138L139 99L141 98V101H140V103H136L137 104V108L135 107V106H133L132 108H130L129 109V115L126 117V118H123V119H116V120H109V121H105V123H102V124H105V125H102L101 123V126L99 127V129L96 131V136H99L100 137V139L102 140L103 138H107L108 136H109V134H111L112 135V137H114L115 139H116V141H115V143L113 144V143H110V142H104V143H100V145H99V148L95 151V152H91L90 153V155H88V157H90V158H88L87 156L85 157L83 154H80L79 155V158H78V161L80 162V166H81V164H82V166H81V168L83 169V168H87V170L88 169H90V167L92 166L93 168H97V170L96 169H94V172H93V168H92V172L91 171H89V173L94 177L95 175H96V177L97 176H99L98 174H100V172L102 173V170H101V168H99V166L101 167V166H103V165H105L106 167L110 164V162H111V164L113 165V164H117L118 163V161L121 159L122 161H124L126 158V160L125 161H127L128 163H129V161L131 160L130 158H132V156L134 155V154H132V153H134V152H132L133 151V149H131V148H134V149H136V151H135V153L137 152V150H138V152L139 151H141V153L139 152V154H137L136 153V155L134 156V158H133V160H131L130 162L132 163L133 162V164H134V166H133V164H129L130 166H128L126 169H124V171H126L125 173L126 174H124V176L122 175V177L120 176L119 178H120V180L118 179V177H116V178H112V179H110L109 177H108V175H107V171H103V172H106L105 173V175H107V177L105 176V175H103L104 176V179H106L107 180V182L109 183V184H111V186H108L112 191H113V189H114V193H115V195L116 196H113V194L111 193V195H110V197H111V200L110 199H108V197L106 198V196H104L103 197V195L102 194H100V197H101V195H102V197H103V199H106V200H102V198H99V200H97V197L95 196V195H93V194H91V193H86V195H87V197L85 196H83L84 197V200L86 199V200H88V204H86L85 202H84V200H81V202L80 203H82V205H80V203L79 202H77V203H79V205L80 206H82V208H84V209H82V208H79V206H78V204H77V206H78V208H77V206L75 207V208H77V209H74V210H68L67 209V207H64L65 206V203H63V202H66L67 203V200L69 201V200H71V199H73V197L74 196H76V197H78L77 195H75V193L76 192H82L83 194L85 193V191L83 192V191H80V190H83V184L81 183V182H79V178H82L81 176H80V172L81 173H84L83 171H85L84 169L83 170H81V168H79L80 169V172H78L77 173V171H76V175H74V176H76V177H73L72 176V174L71 173H73L74 172V170L72 171V168H67V167H70L69 165L68 166H66L65 165V167H66V169H70L71 170V173L69 172V170H68V172L70 173V175L73 177V179H75L76 178V180H71V181H75V182H77V184H76V187L74 186V188H76V189H78L77 191H76V189H75V193H73L74 191H73V186H72V188L73 189H71V185H67L66 183V185H67V187L65 188V187H63V184L62 183H64V181H66V179H65V177L67 176H70L69 175V173L67 172V170L66 171H64L65 173H66V176L64 177V175H63V168H62V165H59V162H55L56 164L58 163V165L59 166H61V167H59V169L61 168V172H63V173H58L59 175H60V177H61V174H62V178L64 177V181L62 180H59L60 181V183H58L56 186V190H58L59 188H60V190H58L57 192H53L51 195H55V198H57L56 196H58V199L60 200V202L59 201H57V199L56 200H54V203H56V206L58 207L57 209H61V208H63V210H62V212H61V210L60 211H58L57 213L55 212V214L53 215V212L52 211H50V209H49V214H45L46 213V211H45V209L46 208H44V207H46V204H47V202H49V204H52L53 202H50V199L51 198H53V196H51V197H49V194H46L45 193V195L47 196L48 195V198H47V200L45 199V195L43 194L44 192H43V190L41 189H39V190H34V193H33V195H35L36 193V195H40L39 197H41L42 195L44 196L43 198H44V200H43V198H41V200H40V202H39V200L37 199V197H36V200H38V201H36V203H34L33 204V201H28L27 203L28 204H26V205H24V204H21V205H23V206H27L26 207V210L28 211H26L25 212V215L27 216L28 215V218L29 219H27V220H29L28 221V225L29 226H33V224H34V226H35V228L36 229H39L40 228V226L42 227H46V228H53V231H51L52 233V235L53 234H55L54 235V238H53V236L52 235H50L51 236V238H49L50 236L49 235H47V236H49V237H45V235H43L42 237H44V241L42 240V243L43 242H45L44 244H43V247H41V249L42 248H44V250H43V252H45L44 254L46 255L45 257H47V256H49V257H51L52 258V260H54L53 261V264H55L54 262H56V264H69V262L67 263V261L64 259V257H63V255L60 253V251H58V242L57 243H53V240L52 239H55V238H57V237H62L61 239L63 240V241H65L64 239L65 238H63L64 236L66 237V236H70V234L72 233V231H70V230H67L66 228H68L69 229V227H70V225H72L73 224V222H75V221H77L78 219H81V220H79V222L81 221V223H83V226H81L80 227V229H78V230H76L75 232L76 233H74V234H76L75 236H74V238L75 237H77V240H81V242H79V241H77V240H75V239H73L72 237H69L68 239H67V237H66V239L67 240H69L70 238L71 239H73L74 240V243L76 242V243H81V244H78V245H82V243H83V245H84V247H86V246H88V244L90 243V241H92V240H98V241H100L101 243H104V242H106V241H109L108 242V244L110 245V246H113V248H115V249H113V251L111 252L112 253V255H113V257L115 258V259H118V258H120V252H118L119 250H117L116 249V245H118L119 244V241H121L120 239V236H119V233H118V230H119V227H117V226H120L119 224H120V222L121 223H125V224H128L129 225V223L131 222V225L134 227L133 228V230L135 229V227L136 228H138L137 229V233H136V235H138L139 234V236H140V240L143 238V239H145V240H143V241H141L142 243L143 242H145L146 240H150L149 242V244H151V241L153 242V241H155V242H157V243H159V244H161V246L163 247V248H165L164 249V252H167V251H169V253H170V255H172V256H177V258H183V259H190V257H191V259L190 260H192L193 261V263H194V261H195V259L197 258L196 256L198 255V252H196V251H198V249L199 250H201V252H204V249L207 247V249H211L212 251H214V253L216 252V254H215V259H216V257H217V260L216 261H220V260H222V258H225V256H227V255H230L231 256V258H232V262H231V264H264V125H262V122H264V67L263 68H261L262 66H264V51H262V50H264V44H260V41L262 42L263 40H262V38L260 39V40H257V39H259V37H257V35H255L256 37L255 38H257L256 40L259 42V44H258V42L257 43H255L254 42V44H257L256 46L252 43V44H249V43H247L246 41H245V39H246V37L247 38H249V35H247V34H244L246 37H244L243 38V34H242V37L241 38H243V39H240L239 38V44H240V42H241V40L243 41V43H241L240 45V47L242 48L243 46V48H242V50H243V53H245L246 51H247V55H245V59L244 60H242L241 58H239L240 59V61L242 60L243 61V63H242V61L240 62V61H236L235 59H233L232 61H233V63H232V61H230V60H228V61H230V65H228V61H226V63H223L224 61H222V63L220 62V63H218V61H214L213 60V62H211L212 60H204V63H202V64H198V63H196V64H190V63H192V62H197L198 60H194V58L191 60V58L190 59H188V58H185V57H187V51H189L188 50V47L187 46H189V44L191 43V45H192V42H193V45L194 46H192V50H194V49H196L197 48V46H198V43L197 42H195V41H197V36H195V35H197V34H195V32H194V34H193V32ZM100 31H99V33L98 34H100L101 33ZM111 31H109V33H110ZM171 32H170V34H171ZM176 33V34H173V33ZM189 32V33H188ZM66 33H68L67 31H66ZM76 33H78V31H75V34ZM80 33V32H79ZM78 33V34H79ZM109 33H106V34H109ZM244 33H246V32H244ZM63 34V33H62ZM91 34V33H90ZM103 34H101V36L103 35ZM111 34V33H110ZM188 34V35H187ZM192 34V35H191ZM65 35V33L63 34V37H65L64 36ZM67 35V34H66ZM182 35V34H181ZM171 36V35H170ZM253 36V35H252ZM67 38H68V35L66 36ZM88 37H90V35H88ZM91 37H94V36H91ZM110 37V38H109ZM108 38H106L105 40H103L104 42H100V44H101V46L99 47L100 49H101V51H100V53L102 52H105L106 50H108V49H112V47L114 46V41L115 40H113L114 38L112 37V36H109ZM181 37H183V36H180V38ZM189 37H190V39H189ZM195 37H196V40H194L195 39ZM252 39H254L253 41H256L255 40V38H254V36L253 37H251ZM251 38H250V40H251ZM90 40H92L91 38H89ZM88 39V40H89ZM193 39V40H192ZM55 40H57V38H55ZM248 40V42H250V40L249 39H247ZM58 41V40H57ZM56 41V42H57ZM189 42V43H188ZM245 42H246V44H245ZM195 43V44H194ZM264 43V42H263ZM248 44V45H247ZM180 45V46H179ZM183 45V46H182ZM187 45V46H186ZM196 45V46H195ZM246 45V46H245ZM262 45V46H261ZM185 46L187 47V48H185ZM247 46H249V47H247ZM253 48H252V47ZM255 46V47H254ZM111 47V48H110ZM182 47H183V49H182ZM193 47H194V49H193ZM239 47V48H240ZM246 47V48H245ZM260 48H262V49H260ZM84 49V48H83ZM100 49H98V50H100ZM105 49V50H104ZM185 50H187V51H185ZM252 52H251V51ZM260 50V51H259ZM245 51V52H244ZM250 51V52H249ZM259 51V52H258ZM191 52V51H190ZM254 52V53H253ZM184 53V54H183ZM257 54H259L258 56H257ZM263 54V55H262ZM248 55L250 56L249 58H248ZM253 55H255V56H253ZM189 56V55H188ZM252 56V57H251ZM259 57V58H258ZM186 59V60H185ZM248 59V60H247ZM256 59V60H255ZM235 60V61H234ZM259 60L261 61V63L259 62ZM191 61V62H190ZM247 61H249V62H247ZM251 61V62H250ZM258 61V62H257ZM263 61V62H262ZM215 62H216V64H217V68L218 69H216V67H214L216 64H215ZM246 62V63H245ZM253 62V65L251 64ZM255 62V63H254ZM232 63V64H231ZM236 63V64H235ZM237 63H239V64H237ZM241 63V64H240ZM249 65H248V64ZM259 64H261L260 66H259ZM68 65H70V64H68ZM189 65H191V67L189 66ZM218 65H222L221 67H222V69H221V67L220 66H218ZM225 65V66H224ZM227 65H228V67H227ZM234 65V66H233ZM250 66L251 67V70H250V67H249V69H248V66ZM253 67H252V66ZM255 65V66H254ZM256 65L258 66V67H260V68H258V67H256ZM194 66H195V69H193L194 68ZM213 66V67H212ZM230 66V67H229ZM246 66V67H245ZM186 67H187V69H186ZM232 67V68H231ZM235 67V68H234ZM255 67V68H254ZM189 68V69H188ZM191 68V69H190ZM213 68V69H212ZM75 69V68H74ZM73 69V71H75ZM96 69V67L94 68V70ZM215 69V70H214ZM223 69H225V71L223 70ZM236 69V70H235ZM258 69V70H257ZM60 70V69H59ZM71 69H69V71H70ZM107 70V69H106ZM138 70V71H137ZM229 70V71H228ZM231 70V71H230ZM248 70V71H247ZM250 70V71H249ZM48 71V70H47ZM191 71V72H190ZM194 71V72H193ZM198 71V72H197ZM49 72V71H48ZM61 72V71H60ZM66 72H67V74L69 73L70 74V72H68L67 70H66ZM72 72V71H71ZM76 72V71H75ZM133 72V73H132ZM141 72V71H140ZM216 72V73H215ZM50 73V72H49ZM62 73V72H61ZM76 73H78V72H76ZM144 73V72H143ZM193 73V74H192ZM214 73V74H213ZM47 74V73H46ZM68 74V75H69ZM72 74L73 73H71L70 74V76H67V78L65 79V80H63V78H61V79H57V78H55V77H53L54 75H52V76H50V75H48V78H50V79H52L51 81L46 77V76H44V82L42 81L41 83H42V90H43V92H46V95H45V100L44 101H41L40 103H39V106H38V115H37V117L39 116V117H41L42 119H39V117H38V119L40 120V121H38L37 119V123H39V124H41V126H42V130L43 131H46L47 132V130H49L51 127H47V125H51L54 129H56V127H54L55 126V124H57V122L59 121L58 119H57V121L55 120V122L53 123V119L55 118H57V117H55L58 113H59V116H60V113L62 112L61 110V108L64 106L63 104H64V102L60 99V95L61 94H59V92H58V89L60 90V89H62L61 87H63L68 81L70 82V79H73L72 77H74V75L72 76ZM75 74V73H74ZM93 74H95V72H93ZM106 74V73H105ZM108 74V73H107ZM127 74H129V72L127 73ZM132 74V75H131ZM141 74H142V72H141ZM150 74V73H149ZM192 74V75H191ZM197 74V75H196ZM60 75V74H59ZM77 75H79V74H77ZM76 75V76H77ZM92 75V74H91ZM90 75V76H91ZM102 75H104V74H102ZM101 75V76H102ZM110 75V74H109ZM109 75L107 76V75H105L106 77H108V80L110 79L109 78ZM146 75V74H145ZM191 75V76H190ZM205 75V79L206 80H204L203 81V79L202 78H204L203 76ZM213 75V76H212ZM247 75H248V77H247ZM66 76V75H65ZM101 76H98V77H95L96 79L98 78L99 80H102V81H100V82H98V84H97V82H96V85H99V86H96V88H98L97 90H98V93H99V96H100V98H99V96L97 95V94H95L94 93V91H93V94H90V96L92 97V95H94L93 96V98L95 97V96H98V99H99V105H101L102 104V107L106 104V103H108V102H110L112 99H113V97H112V95L114 94H112L111 92H110V90L112 89L111 87H107V84H108V80H106L104 77H102V79H101ZM113 76H115V73H114V75ZM131 76V77H130ZM139 76H141V77H139ZM147 77H151L150 78V80L152 81V77H153V75L151 76V74L148 76V75H146ZM171 76V77H170ZM194 76H195V79L196 80H194L193 78H194ZM52 77V78H51ZM60 77H61V75H60ZM63 77V76H62ZM68 77H70V79H68ZM100 77V78H99ZM118 77H123L124 79H122V81H120V82H118V80L117 79H119ZM161 77V78H160ZM172 77H173V79H172ZM198 77H199V79H198ZM221 77V78H220ZM222 77H224V79L222 78ZM228 77V78H227ZM234 77V78H233ZM47 78V83H46V81H45V79ZM58 78H59V76H58ZM106 80V83H105V81H104V79ZM117 78V79H116ZM127 78V79H126ZM154 78V77H153ZM177 78H178V80H177ZM201 78V79H200ZM218 78V79H217ZM54 79V80H53ZM57 79V80H56ZM95 79V80H96ZM165 79V80H164ZM166 79L168 80V81H166ZM187 79V80H186ZM193 79V80H192ZM197 79H198V81H197ZM239 79V80H238ZM245 79V80H244ZM66 80H68V81H66ZM124 80H127L126 82L124 81ZM140 80L143 82L144 80H146V81H144L141 85H140ZM222 80V81H221ZM230 80V81H229ZM245 81V82H243V81ZM250 80V81H249ZM48 81H49V83H48ZM60 81H61V84H63V86L60 84ZM62 81H66V83H62ZM73 81V80H72ZM71 81V82H72ZM97 81V80H96ZM108 81V82H107ZM149 81V80H148ZM150 81V82H151ZM159 83H158V82ZM164 81V82H163ZM174 81H176V83L174 82ZM196 81V83H194ZM200 81V82H199ZM226 83H225V82ZM235 81V82H234ZM236 81H237V83H236ZM240 81H242V82H240ZM249 81V82H248ZM254 81V82H253ZM51 82V83H50ZM67 83L64 87H66V86H68V84H69V86H70V83ZM113 82V83H112ZM123 82V83H122ZM137 82V83H136ZM179 82V83H178ZM189 82V83H188ZM193 82V83H192ZM204 82V83H203ZM219 82H220V84H219ZM222 82V83H221ZM228 82H229V84H228ZM238 82H239V84H238ZM258 84H257V83ZM260 82V83H259ZM262 82V83H261ZM45 83V84H44ZM53 83H54V85H53ZM57 85H56V84ZM73 83V82H72ZM71 83V84H72ZM127 83V84H128ZM167 83V84H166ZM181 83V84H180ZM199 83H203L204 85H205V88H204V86H203V84H202V90H209L210 88H211V91L212 90H214V92H213V94H215V95H217V96H215V95H213L212 94V96H214L212 99V103H213V101L215 102V100L214 99H217V98H220L221 96V98L220 99H223V95L226 97V98H228V99H226V101L228 100V101H230L228 104L231 106L230 108L231 109H237V111H238V113H237V115L236 116H234L235 118L237 117V122H238V120L240 119H238V117H239V115H241L240 113L242 112V114L243 113H245V111H243V109L244 108H248L251 112H252V114L254 115V118H253V123H252V121H249V122H246L247 120H245V122L246 123H241V121L243 122L244 121V119L243 120H241L242 119V115H241V119L239 120L240 121V123H241V126L239 125L238 127H236L238 124H240L239 122L237 123V122H233V123H237V125L235 126V128H237V130L235 129V128H232V129H230L231 127L230 126H234V124L233 125H229V124H231V123H229L228 122V125H229V127L230 128H228V126H227V128L228 129H222V128H224V127H222L221 129H220V124H219V131H218V129H217V126H216V124H218V123H216V122H218V120L220 119H212V116H213V118H214V114H212L211 115V119L212 120H215L216 122H212L211 120H210V122H212V124L214 123L215 125H212V126H214V127H216V129H215V133H214V131L213 130H208L209 132H213V134H211V136L212 135H215V136H213L212 138L214 139V137H215V140H207L206 142H205V140L203 141V143L202 144H204L203 146L204 147H202L201 146V148H199V147H192L191 148V151H190V149H187V148H181V149H179V150H177L175 153H174V151H173V153H172V149L171 148H169V147H171L169 144H170V142H171V137H172V134H171V137L169 136V139H168V134L170 135V133H171V128L169 129H166V133H167V131L168 132H170V133H164L166 136H160V138L159 139H157L158 138V135H160V134H158V135H156L155 134V136H157V138L155 139V140H153V143H151L149 146V149H147L148 148V146H146L145 148H146V151H145V153H146V155H147V157H149V158H147L150 162L151 161H153L152 163H150L147 159H146V155L145 156H143L144 154V152H142V151H144L145 149H142L143 148V146L144 145H142V144H144L143 143V136L141 135L142 134V130H143V127H145V126H149L150 124H149V122L151 123V125L153 124V121L151 120L152 118H154V117H152L151 118V116L153 115H155V114H153V113H151L150 111H151V108H152V111H153V109H154V106H155V103L156 102H158V101H162V103H165L166 102V104H164V105H166L167 106V104H168V106H170L172 103H174L175 104V102L177 103V101H179L178 103H180L181 101H184V102H186L187 101V93H190V92H188L189 91V89L191 90V88L193 87V86H195V87H193L192 89L194 90V88L196 89H199V87L201 86V84L199 85ZM206 83V84H205ZM232 83V84H231ZM246 83V84H245ZM46 84H48V87H47V85ZM50 84H52V85H50ZM59 84H60V87L58 88L57 86H59ZM109 84H108V86H109ZM136 84V85H135ZM153 87L152 89H148V88H150L151 86ZM165 86H164V85ZM170 84L171 85H173V86H170ZM184 84V85H183ZM242 84H243V86H242ZM135 85V86H134ZM138 85H140L141 87L139 88V86ZM149 85V87H147ZM177 85H178V87H177ZM189 85H191V88H189L190 86ZM218 85V86H217ZM230 85V86H229ZM254 85V86H253ZM261 85H263V86H261ZM45 86V87H44ZM54 86V87H53ZM73 86V85H72ZM155 86V87H154ZM174 86H176V88H177V90H176V88L174 87ZM189 86V87H188ZM221 86V87H220ZM228 86V87H227ZM232 86V87H231ZM238 86H240V87H238ZM241 86H242V88H241ZM47 87V88H46ZM52 87V88H51ZM71 87V86H70ZM133 87H132V89H133ZM173 87V88H172ZM223 87V88H222ZM227 88L228 89V91L227 90H224V88ZM231 88V90H230V88ZM246 87V88H245ZM262 87V88H261ZM45 88V89H44ZM49 88V89H48ZM67 88V87H66ZM186 88H189L188 89V91H186V94H185V89ZM221 89V91H220V89ZM238 88V89H237ZM240 88V89H239ZM251 89L252 91H250L249 89ZM253 88V89H252ZM65 89V88H64ZM68 89V88H67ZM74 89V88H73ZM72 89V87L70 88V91L71 90H73ZM110 89V90H109ZM148 89V90H147ZM158 89V90H157ZM166 91H165V90ZM197 89H196V91H197ZM225 91V92H227V94L226 93H224V92H222L223 90ZM234 89H235V91H234ZM50 90V91H49ZM145 91V92H143V91ZM150 90H152V91H150ZM162 90V91H161ZM187 90V89H186ZM230 90V91H229ZM238 90V91H237ZM48 91H49V93H48ZM68 91H69V89H68ZM67 90H65V92H68ZM69 91V92H70ZM112 91V90H111ZM140 93H138V92ZM147 91V92H146ZM157 91V92H156ZM165 91V92H164ZM172 91V92H171ZM176 91V92H175ZM235 93H234V92ZM237 91V92H236ZM250 93H249V92ZM261 91H262V93H261ZM68 92V93H69ZM131 92H132V95H131ZM143 92V93H142ZM149 92V93H148ZM192 92V91H191ZM199 92H203V91H199ZM219 92H220V94H219ZM221 92H222V94H221ZM228 92H229V94H231L232 93V95H230V96H228L229 94H228ZM231 92V93H230ZM240 92V93H239ZM48 93V94H47ZM58 93V94H57ZM116 93H115V95H116ZM146 93H148V94H146ZM151 93V94H150ZM158 93V94H157ZM193 93H195L194 94V96H192L193 98L195 97V95H196V92H195V90H194V92H192V95H193ZM198 93V92H197ZM257 93V94H256ZM122 95H123V93H121ZM121 94L119 95H117L116 97H118V96H121ZM125 94V93H124ZM159 94H161V95H159ZM171 94V95H170ZM178 94V95H177ZM201 93H199L198 95H200ZM226 94V95H225ZM241 94V95H240ZM246 94V95H245ZM115 95H113V96H115ZM149 95V96H148ZM155 95H157V96H155ZM182 95V96H181ZM189 95H191V93L189 94ZM219 95H220V97H219ZM233 95H234V97H233ZM62 96V95H61ZM128 96V98H127V100H131V98ZM155 96V97H154ZM186 98V101L185 100H183L184 99V97ZM237 96V97H236ZM253 98H252V97ZM258 96V97H257ZM148 97H150V98H148ZM158 97V98H157ZM160 97V98H159ZM192 97H188V98H190V99H192V101L195 99H193ZM197 97V96H196ZM201 97V96H200ZM200 97L198 98V99H200ZM206 97H208V96H206ZM249 97H250V99H249ZM259 97H261V98H259ZM88 98H90L89 96H88ZM97 98V97H96ZM93 99V101L94 100H98V99ZM119 98V97H118ZM117 98V99H118ZM137 98V101H139V99ZM148 98V99H147ZM153 98V99H152ZM163 98V99H162ZM180 98H182V99H180ZM235 98V99H234ZM252 98V99H251ZM91 99V98H90ZM133 100H131V102L133 101V103L135 102V99H134V97L132 98ZM146 99V100H145ZM234 99V100H233ZM240 99V100H239ZM263 99V100H262ZM60 100V101H59ZM114 100H116V99H113L112 101H114ZM127 100H125V101H127ZM129 100V101H130ZM189 100V99H188ZM195 100H197V99H195ZM225 100V99H224ZM233 100V103L235 104H231V101ZM260 100H262V101H260ZM63 102V104H62V102ZM89 101V100H88ZM87 101V102H88ZM101 101V102H100ZM142 101H144V102H142ZM154 101V102H153ZM190 102H191V100H189ZM189 101H187V102H189ZM235 101H236V103H235ZM248 101H249V103H248ZM258 101V102H257ZM43 102V103H42ZM91 102V101H90ZM172 102V103H171ZM199 102H200V104H201V100H199ZM251 102H253V103H251ZM256 102V103H255ZM61 103V105L59 106V104ZM94 103H95V101H94ZM97 103H98V101H97ZM143 103V104H142ZM196 104V102L194 101L193 102V104ZM58 104V105H57ZM67 104V103H66ZM65 104V105H66ZM93 104V103H92ZM148 104V105H147ZM158 104V103H157ZM156 104V105H157ZM159 104H160V102H159ZM158 104V106H156L155 107V112H157L156 111V109L157 110H159L158 112H161L160 111V109L162 110L163 108H160L159 106H161V105H159ZM174 104H172V105H174ZM186 105L183 107V109L186 107V106H189V105H187V104H189V103H185ZM193 104H191V105H193ZM197 104H199V103H197ZM207 104H209V103H207ZM241 104L242 105H244V106H241ZM63 105V106H62ZM87 105V107L90 105V106H93V105H91V103L90 104H86ZM85 105V106H86ZM180 105V104H179ZM182 105H184V104H182ZM209 105H211V104H209ZM208 105V106H209ZM214 105H216V107L219 105V103L217 104V100H216V102H215V104H213V106L211 107L210 106V109H212L213 107L215 108H213L214 110H215V112L217 113V115H218V112H220L219 113V115L221 114V111L220 110H218V109H220V106L218 107V108H216ZM221 105V104H220ZM234 105V106H233ZM247 105V106H246ZM258 106V108L257 107H255V106ZM263 105V106H262ZM42 106V107H41ZM68 106V109H69V105H67ZM89 106V107H90ZM148 108H147V107ZM162 106H163V104H162ZM161 106V107H162ZM167 106V108H169ZM197 106H199V105H197ZM208 106H206V104H205V109L208 107ZM223 106H226V105H223ZM254 106V107H253ZM260 106H261V108H260ZM55 107V108H54ZM66 107V106H65ZM64 107V108H65ZM160 109H159V108ZM163 107H165V106H163ZM173 107V106H172ZM179 107V106H178ZM194 107V106H193ZM222 107V106H221ZM41 108V109H40ZM56 108H58V109H56ZM93 108V107H92ZM96 108H98V107H96ZM177 108V107H176ZM176 108H172V110L173 111H175L176 110ZM179 108H181V106L179 107ZM188 108V107H187ZM191 108V107H190ZM209 108V107H208ZM207 108V109H208ZM255 108H257V109H255ZM55 109V110H54ZM66 109V108H65ZM83 109H84V106H83ZM86 109V108H85ZM90 109V108H89ZM99 109V108H98ZM101 109V108H100ZM145 109H147V110H145ZM178 109V108H177ZM182 109V108H181ZM213 109H212V111H213ZM216 109L218 110V111H216ZM226 109H229V107H226ZM240 109V110H239ZM242 109V110H241ZM64 110V109H63ZM91 110V109H90ZM89 110V111H90ZM147 112H145V111ZM163 110H168V109H166V108H164ZM180 110V109H179ZM178 110V111H179ZM222 110V109H221ZM51 111H53L52 113H51ZM56 111V112H55ZM60 111V112H59ZM70 111V110H69ZM68 111V112H69ZM85 111V110H84ZM88 111V112H89ZM92 111V110H91ZM98 111V110H97ZM181 111V113L183 112V111H185V110H180ZM223 111V113H224V111H225V107H224V109L222 110ZM229 111V112H228ZM228 111H225V113L226 112H228L227 113V115L230 113V111L231 110H228ZM240 111V112H239ZM254 111V112H253ZM58 112V113H57ZM66 112H67V109H66ZM65 111H64V114H61L62 116L63 115H65V113H66ZM83 112V111H82ZM86 112V111H85ZM99 112H101L100 110H99ZM97 113L98 115L100 114V113ZM149 112V113H148ZM163 112V111H162ZM167 112H170L171 113V109H170V111H167ZM167 112H165V115H166V113ZM209 112V111H208ZM260 112V113H259ZM70 113V112H69ZM169 113V114H170ZM210 113H212L211 111H210ZM222 113V114H223ZM233 113V111H231V114ZM236 113V112H235ZM41 116H40V115ZM67 114V113H66ZM77 114V113H76ZM82 114V115H81ZM81 114H78V115H81V117L83 116H85V115H87L86 113L83 115V113H81ZM91 114V113H90ZM93 114H95L96 115V111L94 112V113H92V115ZM142 114V115H141ZM146 114V115H145ZM183 114V113H182ZM221 114V115H222ZM234 114V113H233ZM232 114V115H233ZM68 115V114H67ZM90 116L91 117V121H90V118H89V122H88V120H87V118H84V121H85V125L83 124V122L81 121L80 122V125L79 124H74L73 125V122H72V125H73V127L71 126L70 128L68 127V126H66V125H71V121H73L72 119L75 117V116H77V115H75L73 118L71 117L70 119H71V121L69 122V123H67V124H63L64 125V127L66 126V127H68V129H69V136H70V139H68V141H70V144H73L72 146H76L79 142H76V143H74V142H72L73 140H76V139H78L77 141H79V136H78V134L79 133H81V131L83 132V130H88V128H89V125H93L94 124V121L95 122H97L98 121V116L96 115V118L97 119H94L93 117L94 116ZM149 115H150V117H149ZM226 114H225V117L227 116ZM243 115H246V113L245 114H243ZM53 116H54V118H53ZM61 116V117H62ZM69 116H70V114H69ZM88 116V115H87ZM146 116V117H145ZM149 118H148V117ZM168 115H166V117H167ZM170 116H171V114H170ZM215 116H216V114H215ZM223 116H224V114H223ZM229 116V115H228ZM250 116V115H249ZM252 116V115H251ZM261 116H263L262 118H261ZM100 118H101V116H99ZM165 117V116H164ZM218 117H221V116H218ZM225 117H224V119H225ZM259 117L262 119H259ZM53 118V119H52ZM64 118V117H63ZM63 118H61V120L63 119ZM76 118V117H75ZM74 118V119H75ZM80 117H78V119H79ZM249 118V117H248ZM247 118V119H248ZM257 118V119H256ZM82 119V118H81ZM149 119V120H148ZM223 118H222V120H224ZM227 119V118H226ZM246 119V118H245ZM251 120H252V118H250ZM76 120V119H75ZM87 120V121H86ZM94 120V121H93ZM97 120V121H96ZM147 120V122H145ZM151 120V121H150ZM256 120L257 121H259V122H256ZM43 123H42V122ZM50 121V122H49ZM226 121V120H225ZM261 121V122H260ZM41 122V123H40ZM61 122H64V121H61ZM79 122V121H78ZM91 122H93V124H91ZM221 122H223L224 123V121H221ZM221 122H219V123H221ZM54 124V125H52V124ZM74 123H75V121H74ZM77 123V122H76ZM225 123H227V122H225ZM224 123V124H225ZM251 123V124H250ZM255 123H257V124H255ZM61 125H62V123H60ZM60 124L58 123V125H59V128H60ZM142 124V125H141ZM144 124H146V125H144ZM261 124V125H260ZM264 124V123H263ZM46 125V126H45ZM81 125H83V126H81ZM221 125H223V124H221ZM248 125V126H247ZM251 125V126H250ZM253 125V126H252ZM255 125V126H254ZM259 125V126H258ZM39 126V125H38ZM40 126V127H41ZM141 126V127H140ZM212 126H210V127H212ZM40 127H38V128H40ZM61 127H63V126H61ZM63 127V128H64ZM108 127H110V130H109V128ZM139 127V128H138ZM214 127H212V129L214 128ZM250 127V128H249ZM255 127V128H254ZM260 127H261V129H260ZM262 127H263V130H262ZM46 128H48V129H46ZM58 128V127H57ZM58 128V129H59ZM72 128H73V130H72ZM77 128V129H76ZM81 128V129H80ZM83 128V129H82ZM140 128H142V130L140 129ZM150 128V127H149ZM174 128H176L175 130H177V127H174ZM241 128V129H240ZM245 128V129H244ZM247 128V129H246ZM258 128V129H257ZM52 129V128H51ZM50 129V130H51ZM57 129V130H58ZM67 129V130H68ZM76 131H75V130ZM173 129V128H172ZM209 129H211V128H209ZM243 129V130H242ZM250 129H251V131H250ZM253 129H254V131H253ZM34 130V129H33ZM39 130V129H38ZM49 130V131H50ZM64 130V129H63ZM138 130H141V131H138ZM174 130V129H173ZM216 130H217V132H216ZM228 130H229V132H228ZM246 130H248V131H246ZM262 130V131H261ZM54 131V130H53ZM139 132V133H137V132ZM224 131V132H223ZM227 131V132H226ZM243 133H242V132ZM33 133H38L39 132V134H40V131H38L37 132V129H35L34 131H32ZM45 132V133H46ZM63 132H65V131H62L61 133H62V135H63V137L61 136V138H63V139H67V138H69V136L67 135V137H65L64 138V135H65V133L63 134ZM71 132H73L72 134L74 135H71ZM75 132V133H74ZM77 132H79V133H77ZM240 132H241V134H240ZM245 132H246V134H245ZM251 132V133H250ZM255 132V133H254ZM259 132V133H258ZM254 133V134H253ZM67 134H68V132H67ZM77 134V135H76ZM85 134V133H84ZM136 134H138V135H136ZM218 134V135H217ZM240 134V135H239ZM255 134H257V135H255ZM263 136H262V135ZM34 135H37V134H34ZM43 135H44V133H43ZM48 135H50L49 133H48ZM47 135V136H48ZM80 135V137L83 135V133H82V135L81 134H79ZM134 137H133V136ZM152 135H154V133L153 134H151V136ZM208 135V134H207ZM221 135V136H220ZM40 136H42V134H40ZM78 136V137H77ZM136 136V137H135ZM138 136V137H137ZM142 138H141V137ZM155 136H153V137H155ZM227 136V137H226ZM238 136V137H237ZM49 138H47L46 139V135H44V137H41L40 139H44L45 141H43L44 143L43 144H45V145H43L44 147H46V142H50L49 140H50V136H48ZM57 137V136H56ZM72 137V138H71ZM132 137H133V139L134 140H136L135 142H134V140L132 139ZM139 137H140V139L142 140H140L139 139ZM152 137V138H153ZM166 137V138H165ZM217 137V138H216ZM224 137V138H223ZM231 137V138H230ZM60 138V139H61ZM131 138V139H130ZM151 138V139H152ZM209 138H211L210 136H208V138L207 139H209ZM57 139V138H56ZM58 139H59V137H58ZM71 139H72V141H71ZM150 139V140H151ZM225 139V140H224ZM261 139V140H260ZM62 140V139H61ZM80 140H82V138H80ZM158 141V144H157V141ZM163 140H165L166 141V143H164L165 141H163ZM168 140H170L169 142H167ZM219 140H221L222 142L224 141V143L222 144V142L221 141H219ZM58 141V140H57ZM56 140H55V142H56V144L58 143ZM68 141H66V142H64V144L65 143H67ZM133 142V143H129V142ZM140 141V142H139ZM209 141V142H208ZM226 141V142H225ZM221 142V143H220ZM233 144H232V143ZM61 143V145L63 144L62 143V141L60 142ZM125 143V144H124ZM128 143V144H127ZM206 143V144H205ZM218 143V144H217ZM69 144V143H68ZM75 144V145H74ZM127 144V145H126ZM141 146H140V145ZM156 144V145H155ZM162 144V147L160 146ZM236 144V145H235ZM129 145V146H128ZM130 145H134L133 147L132 146H130ZM154 145V146H153ZM159 145V146H158ZM169 145V147L167 148V146ZM206 145V146H205ZM226 145V146H225ZM230 145H231V147H230ZM238 145H239V147H238ZM57 146H58V144H57ZM63 146V145H62ZM65 147L67 146V144H65L64 145ZM63 146V147H64ZM68 146H70V145H68ZM110 146V147H109ZM114 146V147H113ZM152 146L154 147V148H152ZM156 146V147H155ZM48 147H49V145H48ZM47 147V148H48ZM71 147V146H70ZM126 147H128L127 149H126ZM136 147H140L139 149L138 148H136ZM229 147V148H228ZM50 148V147H49ZM60 148V147H59ZM101 148V149H100ZM167 148V149H166ZM204 148V149H203ZM231 148V149H230ZM114 150V153H112V154H108L107 153V151L108 150ZM127 151H125V150ZM157 149V150H156ZM158 149H160V150H158ZM150 150H152V152H150ZM155 150V151H154ZM166 150V151H165ZM171 150V151H170ZM223 150V151H222ZM239 150V151H238ZM248 150V151H247ZM43 151H46L47 153H49V154H46V152H44V154H43V156H45L44 158L43 157H41L40 159L42 160V161H47L46 163H48V161L50 160H53V156L52 155H54L52 152L50 153V151H48V149H44ZM42 150H41V152H43ZM160 151V152H159ZM29 152V151H28ZM27 152V153H28ZM40 152V153H41ZM131 152V153H130ZM148 152V153H147ZM155 152V153H154ZM178 152V154H176ZM188 152V153H187ZM30 153H31V151H30ZM30 153H28L29 155H31ZM106 153V154H105ZM120 153H122L123 155H121ZM150 153H152V154H150ZM159 154V156H158V154ZM162 153V154H161ZM170 153V154H169ZM52 154V155H51ZM95 154H97V155H95ZM125 154V155H124ZM141 154H142V156H141ZM156 154V155H155ZM175 154V155H174ZM191 154V155H190ZM29 155H25V156H27V157H24V160L26 161L28 158L30 159V158H33V159H31L32 161L34 160V157H31V156H29ZM32 155H33V153H32ZM99 155V156H98ZM105 155V156H104ZM131 155V156H130ZM138 155V156H137ZM154 155L156 156L155 158H154ZM180 155V156H179ZM182 155V156H181ZM41 156V154L39 155V157ZM94 156V157H93ZM130 156V157H129ZM141 156V158H137V157H140ZM172 156H174V157H172ZM178 156V157H177ZM241 156V157H240ZM38 157V156H37ZM38 157V158H39ZM87 159V160H85V158ZM119 157H120V159H119ZM122 157H124V159L122 158ZM142 157H144V159L142 158ZM179 157H181V158H179ZM27 158V159H26ZM48 158H50V159H48ZM93 158V159H92ZM129 158V159H128ZM136 158V159H135ZM154 158V159H153ZM177 158H179V159H177ZM185 158V159H184ZM190 158V159H189ZM29 159L25 162V163H28V161H29ZM35 159H36V157H35ZM137 159L138 160H140V161H145L146 162V164L145 163H143V162H141L140 163V161H137ZM143 159V160H142ZM24 160H23V162H24ZM39 160V159H38ZM55 160V159H54ZM93 160V161H92ZM118 160V161H117ZM138 162H136V161ZM161 160V162H159ZM177 160H180V161H177ZM183 160V161H182ZM190 160V161H189ZM239 160H240V162H239ZM34 161H36V160H34ZM49 161V162H50ZM97 161V162H96ZM124 161V162H125ZM40 162V161H39ZM53 162V161H52ZM65 162V161H64ZM115 162V163H114ZM117 162V163H116ZM163 162V163H162ZM165 162V163H164ZM181 162V163H180ZM45 163V164H46ZM51 163V162H50ZM66 163V162H65ZM32 164H33V162H32ZM53 164V163H52ZM55 164V165H56ZM108 164V165H107ZM111 164H110V166H111ZM139 164V165H138ZM141 164V165H140ZM148 164V165H147ZM152 166H150V165ZM43 164H42V162H41V166H42ZM85 165V166H84ZM132 165V166H131ZM145 165H147V166H145ZM46 166V165H45ZM48 166V165H47ZM49 166H50V164H49ZM57 166V165H56ZM95 166V167H94ZM96 166H98V167H96ZM104 166V167H105ZM136 166V167H135ZM140 166V167H139ZM143 166H144V169H143ZM159 166V168H157ZM58 167H56L57 169H58ZM105 167V168H106ZM139 167V168H138ZM54 168H55V166H54ZM56 168H55V170H56ZM104 168V169H105ZM136 169V171H135V169ZM138 168V169H137ZM145 168H148V169H146V171H145ZM50 169V168H49ZM98 169H100V170H98ZM128 169H129V171H128ZM131 169V170H130ZM142 170V172H141V170ZM151 169V170H150ZM226 169V170H225ZM65 170V169H64ZM149 170V171H148ZM208 170V171H207ZM56 171H58V170H56ZM55 171V172H56ZM123 171V172H124ZM54 172V171H53ZM132 172V173H131ZM136 172V173H135ZM128 173H129V175H128ZM144 173V174H143ZM225 173V174H224ZM74 174H75V172H74ZM131 174V175H130ZM132 175H134V177L132 176ZM90 176V175H89ZM92 176H90L88 179H89V181L92 179L91 177ZM129 177V179L128 178H125V177ZM106 177V178H105ZM69 178H71V177H69ZM100 178V177H99ZM123 178V179H122ZM133 178V179H132ZM211 178V179H210ZM94 179V178H93ZM109 179V180H108ZM115 179H116V181L117 182H115ZM207 179V180H206ZM69 180V179H68ZM111 180H113V182L111 181ZM212 180V181H211ZM92 181V180H91ZM120 183H119V182ZM122 181V182H121ZM132 183V186L130 187V185H131V183ZM211 181V182H210ZM253 182V183H252ZM84 183V182H83ZM116 184V185H114V184ZM118 183V184H117ZM122 184V185H121ZM120 185V186H119ZM123 185H125V186H123ZM130 187V189L128 188L127 189V187L128 186ZM60 186H62V187H60ZM77 186H78V188H77ZM117 186H118V188H117ZM134 186V187H133ZM252 186H254V187H252ZM68 187H70L69 189H68ZM80 187V188H79ZM85 187V186H84ZM116 187V188H115ZM63 190H62V189ZM65 188V189H64ZM126 188V189H125ZM133 188V189H132ZM250 188V189H249ZM71 190V191H70ZM116 190V191H115ZM119 190V191H118ZM122 190V191H121ZM127 190V191H126ZM133 190V192H131ZM62 191H64V193L62 192ZM66 191H68V192H66ZM124 191V192H123ZM126 191V192H125ZM129 191V192H128ZM135 191V192H134ZM252 191V192H251ZM41 192V193H40ZM118 194H117V193ZM128 192V193H127ZM131 192V193H130ZM250 192V193H249ZM50 193H51V191H50ZM80 193H78V195L80 194ZM123 193V194H122ZM126 193V194H125ZM255 193V194H254ZM59 194V195H58ZM64 194V195H63ZM77 194V193H76ZM121 194V195H120ZM125 194V195H124ZM99 194H97V196H98ZM107 195V194H106ZM119 195V196H118ZM129 195V196H128ZM61 196H62V198H61ZM63 196H64V198H63ZM122 196H124L123 197V199H121L122 198ZM127 196V197H126ZM132 196V197H131ZM61 199H60V198ZM65 197L67 198V199H65ZM76 197H74V199L75 200H77V198ZM79 197H81V194H80V196ZM109 197V198H110ZM116 197V198H115ZM133 197H135V198H133ZM50 198V199H49ZM82 198V197H81ZM127 200H126V199ZM256 198V199H255ZM54 199V198H53ZM53 199L51 200V201H53ZM100 199H101V201H100ZM169 199V200H168ZM252 199H254V201L252 200ZM43 200V201H42ZM49 200V201H48ZM80 199H78V201H79ZM85 200V201H86ZM114 200H116V201H114ZM122 200V201H121ZM125 202H124V201ZM134 200V201H133ZM257 200V201H256ZM56 201V202H55ZM83 201V202H82ZM111 201V202H110ZM119 201V202H118ZM38 202V203H37ZM43 202H46V203H44V207L43 208H41L40 207V204L42 205L43 204ZM76 202V201H75ZM102 202V203H101ZM104 202V203H103ZM116 202V203H115ZM113 203V204H112ZM128 203V204H127ZM251 203H253V204H251ZM33 204V205H32ZM37 204L39 205V206H37ZM48 204V206H50ZM108 204V205H107ZM125 204H127L126 205V208L124 209V207H125ZM35 205H36V207H35ZM54 206H55V204H53ZM76 205V204H75ZM102 205H103V207H102ZM112 205L114 206V208L112 207ZM118 205V206H117ZM52 206V205H51ZM51 206L49 207V208H51ZM54 206H52V207H54ZM55 206V207H56ZM61 206V207H60ZM107 206V207H106ZM123 206V207H122ZM38 207V208H37ZM54 207V209H56ZM98 207H99V209H98ZM106 209H105V208ZM118 207V208H117ZM30 208V209H29ZM113 209H114V211H113ZM66 210V211H65ZM111 210H112V212H111ZM117 210V211H116ZM31 211H33V212H31ZM84 211V212H83ZM108 213H107V212ZM115 212V213H114ZM27 213V214H26ZM52 213V214H51ZM62 213V214H61ZM110 213V214H109ZM134 213V214H133ZM136 213V214H135ZM57 214V215H56ZM67 216H66V215ZM71 214V215H70ZM78 214H80V215H78ZM82 214V215H81ZM101 214V215H100ZM106 214H108V215H106ZM118 214V215H117ZM129 216H128V215ZM39 215V216H38ZM56 215V216H55ZM70 215V216H69ZM73 215V216H72ZM110 215H111V217H110ZM125 215V216H124ZM47 216V217H46ZM54 216V217H53ZM58 216V217H57ZM82 216V217H81ZM116 216H117V218H116ZM124 216V217H123ZM67 217V218H66ZM129 217V218H128ZM36 218V219H35ZM70 218V219H69ZM82 218H83V220H82ZM121 218V219H120ZM124 218V219H123ZM126 218V219H125ZM62 219H63V222H62V224H61V221H62ZM72 219V220H71ZM108 219V220H107ZM112 219V220H111ZM116 219V220H115ZM32 220V221H31ZM57 220V221H56ZM65 220H68V221H66L65 222ZM113 221V222H112ZM124 221V222H123ZM130 221V222H129ZM134 221H136V222H134ZM70 222V223H69ZM115 222V223H114ZM117 222L119 223V224H117ZM44 223V224H43ZM133 223V224H132ZM65 224V225H64ZM110 224H111V226H110ZM113 224V225H112ZM115 224H117V225H115ZM135 224H137V225H135ZM48 225V226H47ZM67 225H68V227H67ZM185 225H186V227H185ZM96 226V227H95ZM109 227V228H108ZM120 227H122V226H120ZM56 230H55V229ZM59 228V229H58ZM71 228V227H70ZM72 229V228H71ZM54 230L55 231H58V233L56 234L55 232H54ZM60 230V231H59ZM80 230V231H79ZM0 231H2V230H0ZM10 231V230H9ZM135 231V230H134ZM133 231V232H134ZM4 232L6 233V231L4 230ZM3 232V233H4ZM62 232V233H61ZM133 232H131V234H133ZM2 233V234H3ZM5 233H4V235H5ZM9 232H7L6 233V235L8 234ZM10 233H11V231H10ZM13 234L15 233V232H12ZM70 233V234H69ZM197 233H198V236H197ZM13 234H8V237H5V240H4V236H1L0 235V260H3L4 262H6L5 264H20V262L18 261V260H20V261H22V257H25L26 255L25 254H23V253H27V251H25V250H21L23 253H22V255H21V252H19V246L20 245H23V247H26L24 244H19L18 242H16V241H21L20 243H24V242H28L27 243V245L29 244V241L31 240V239H29V238H27V239H29V241L27 240V239H25V241L24 242H22V240H18V239H16V241H15V237H17V236H15V234L13 235ZM131 234H130V236H131ZM135 234V233H134ZM141 234V235H140ZM5 235V236H6ZM10 235V236H9ZM56 235H58L57 237H56ZM62 235V236H61ZM15 236V237H14ZM72 236V235H71ZM135 236V235H134ZM133 236V237H134ZM199 236H201V237H199ZM203 236V237H202ZM3 237V238H2ZM132 237V236H131ZM151 239H150V238ZM196 237H198V238H200V239H198V238H196ZM8 238H10V239H8ZM19 238V237H18ZM21 238V237H20ZM49 238V239H48ZM79 238V239H78ZM139 238V237H138ZM23 239V238H22ZM51 240L52 241V244L54 245H51V244H49V241H46V240ZM59 240V242L60 241H62V240ZM135 239H137L136 237H135ZM154 239V240H153ZM196 239V240H195ZM1 240H3V241H1ZM8 240H10V241H8ZM32 240H33V238H32ZM119 240V241H118ZM138 240V239H137ZM139 240V241H140ZM198 240H199V244H198ZM14 241H15V243H18V250H15V248H17L16 246H14L13 247V245H16V244H13L14 243ZM114 241V242H113ZM3 242V243H2ZM10 242V243H9ZM13 242V243H12ZM30 242H32V241H30ZM113 244H112V243ZM12 243V244H11ZM25 243V244H26ZM111 243V244H110ZM115 243H117V244H115ZM121 243V242H120ZM195 243V244H194ZM205 243V244H204ZM31 245H32V243H30ZM29 244V245H30ZM139 244H140V242H139ZM194 244V245H193ZM208 244V245H207ZM4 245V246H3ZM28 245V247L29 248H33V247H31V245L29 246ZM82 245V246H83ZM140 245H142V244H140ZM148 245V244H147ZM164 245V246H163ZM166 245V246H165ZM200 245V246H199ZM50 246H51V248H50ZM52 246H53V248H52ZM202 246V247H201ZM211 246V247H210ZM13 247V248H12ZM22 246H21V248H23ZM48 247V248H47ZM83 247V248H84ZM142 247V246H141ZM168 247V248H167ZM205 247V248H204ZM213 247V248H212ZM144 248V249H143ZM143 250H145V248H150V246L149 247H146V245H145V247H144V245H143ZM170 248V249H169ZM204 248V249H203ZM24 249V248H23ZM26 249H28V248H26ZM40 249V250H41ZM85 249V248H84ZM197 249V250H196ZM48 250V251H47ZM55 250V251H54ZM166 250V251H165ZM203 250V251H202ZM8 253H7V252ZM15 251V252H14ZM18 251V252H17ZM139 251H140V249H139ZM142 251V250H141ZM145 251H147V250H145ZM222 253H221V252ZM28 252H29V250H28ZM42 252V251H41ZM47 252V253H46ZM4 253V254H3ZM18 253H20V254H18ZM186 253H188L187 255H186ZM3 254V255H2ZM8 254V255H7ZM11 254V255H10ZM28 254V253H27ZM31 254V253H30ZM29 254V255H30ZM43 254V255H44ZM49 254V255H48ZM97 254H99V252L98 253H96L94 256H96L97 257ZM180 254V255H179ZM185 254V255H184ZM25 255V256H24ZM42 255V254H41ZM51 255V256H50ZM219 255V256H218ZM82 256H84V254H82ZM81 256V257H82ZM94 256L92 255V254H90V256L88 257V258H86L85 259V257L84 258H81L82 260H79V261H82L83 262V260H84V264H88L89 262H91V257H93L94 258ZM101 255L99 254V256L98 257H100ZM26 257H28V256H26ZM30 257V256H29ZM28 257V258H29ZM44 257V256H43ZM95 257V258H96ZM13 258H15V259H13ZM20 258V259H19ZM28 258H27V260H28ZM41 258H42V256H41ZM18 259V260H17ZM97 259V258H96ZM15 260H16V262H15ZM88 260V261H87ZM13 261H14V263H13ZM59 261V262H58ZM85 261H87V262H85ZM17 262H19V263H17ZM23 262H24V260L22 261V263L21 264H23ZM36 262V261H35ZM27 264H28V262H27ZM97 264H103V263H98L97 262Z\"/></svg>", "mask_w": 264, "mask_h": 264}]
</instances>
